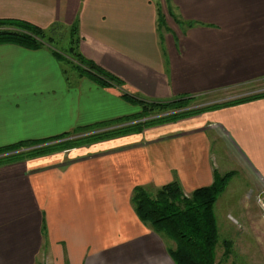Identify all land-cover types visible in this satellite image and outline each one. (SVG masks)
Here are the masks:
<instances>
[{
  "label": "crops",
  "instance_id": "0c3cea01",
  "mask_svg": "<svg viewBox=\"0 0 264 264\" xmlns=\"http://www.w3.org/2000/svg\"><path fill=\"white\" fill-rule=\"evenodd\" d=\"M163 2L0 0V18L33 23L52 43L67 35L66 48L76 22L80 52L123 81L79 76L52 44H0V147L139 111L121 89L159 101L264 88V0H169L182 24ZM215 170L232 172L215 222L216 209L244 203L226 217L254 222L251 199L264 215V96L0 164V264H175L174 242L139 218L133 189L176 180L187 194Z\"/></svg>",
  "mask_w": 264,
  "mask_h": 264
},
{
  "label": "trees",
  "instance_id": "16d2710c",
  "mask_svg": "<svg viewBox=\"0 0 264 264\" xmlns=\"http://www.w3.org/2000/svg\"><path fill=\"white\" fill-rule=\"evenodd\" d=\"M166 6L169 16L176 23L182 24L183 21L169 5V0H166ZM157 14L158 23L163 26L165 17L159 3H157ZM192 23L186 22V25L190 26ZM69 35V46L64 53L53 50L59 59L66 62L79 76L86 77L102 87L121 88L123 86V81L119 77L80 52L76 22L71 26ZM0 44H15L27 49H39L51 45L52 38L45 30L28 21L0 18ZM254 91L245 90L242 92L243 95H237L234 98L195 106L194 101L213 92L150 101L121 89L120 95L127 101L137 104L140 107L139 111L112 120L79 126L70 132L51 138L25 140L2 146L0 147V164L140 132L153 125L264 96V91ZM231 175L232 172L220 174L215 170L210 185L196 188L187 194L183 192L176 180L152 192L142 186L133 189L131 202L139 218L151 225L153 230L174 242V246L169 249V255L175 264H219L216 262L215 253L217 226L213 205ZM224 244L228 245V242Z\"/></svg>",
  "mask_w": 264,
  "mask_h": 264
},
{
  "label": "rangeland",
  "instance_id": "374dc122",
  "mask_svg": "<svg viewBox=\"0 0 264 264\" xmlns=\"http://www.w3.org/2000/svg\"><path fill=\"white\" fill-rule=\"evenodd\" d=\"M153 1L156 3L158 0ZM165 5L166 0L162 3V6ZM65 36L63 42L52 43L60 53H64L67 46V35ZM245 90L247 91L244 88L239 90L232 89L216 94H208L198 98L193 104L200 106L214 101L234 98L237 95L240 96ZM241 192H239V196H242ZM243 206H245V203ZM243 206L236 208V211L233 212L228 205L222 206L220 210L216 209L218 230L215 253L216 262L219 264H264V215L260 201L256 202V204L252 199L250 201L249 209L252 215L255 216L254 222L245 217L240 219V224L238 225L226 217L227 212L231 211L236 214L237 210H241ZM253 227H257L258 230L255 231ZM226 241L228 245L224 244Z\"/></svg>",
  "mask_w": 264,
  "mask_h": 264
},
{
  "label": "built area",
  "instance_id": "2783aa9c",
  "mask_svg": "<svg viewBox=\"0 0 264 264\" xmlns=\"http://www.w3.org/2000/svg\"><path fill=\"white\" fill-rule=\"evenodd\" d=\"M259 91H264V88H261V89L255 90L254 92H259ZM249 93H250V92H249ZM244 94H245V93H244ZM240 95H243V93L240 94ZM263 206H264V203H263Z\"/></svg>",
  "mask_w": 264,
  "mask_h": 264
}]
</instances>
